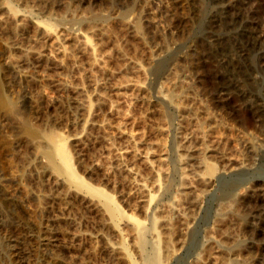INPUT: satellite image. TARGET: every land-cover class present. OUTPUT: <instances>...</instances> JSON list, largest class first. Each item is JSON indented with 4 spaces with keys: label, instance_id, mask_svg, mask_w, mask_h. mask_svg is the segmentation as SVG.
Listing matches in <instances>:
<instances>
[{
    "label": "rangeland",
    "instance_id": "374dc122",
    "mask_svg": "<svg viewBox=\"0 0 264 264\" xmlns=\"http://www.w3.org/2000/svg\"><path fill=\"white\" fill-rule=\"evenodd\" d=\"M0 18V264H146L131 234L144 225L152 254L162 213L189 193L186 129L206 136L209 183L196 210L173 215L166 264H264V0H0ZM37 28L77 41L23 55ZM115 46L143 65L128 102L113 82L133 71Z\"/></svg>",
    "mask_w": 264,
    "mask_h": 264
},
{
    "label": "bare ground",
    "instance_id": "6f19581e",
    "mask_svg": "<svg viewBox=\"0 0 264 264\" xmlns=\"http://www.w3.org/2000/svg\"><path fill=\"white\" fill-rule=\"evenodd\" d=\"M17 20L14 21V22H16L17 25H19L21 27L25 26V22H26L25 20H23L21 18L18 21ZM2 23H4V20L2 18H0V24H2ZM128 26H129L128 24L125 25V27H128ZM17 27L13 29L14 32H16V30L18 29ZM98 33L100 34V31ZM35 36L37 37V39H35V38L34 39L37 41L38 46L35 45L37 47H34V49H32V48L23 49V47H22L21 51H22L23 55H27L29 53H35L37 55H41L42 56V53L46 52V53L49 54V52H52V51H55V53L56 52H62L63 54L64 53L66 54V49H67L66 43L72 42L74 44V42L77 41L76 38H70V37L68 38L67 36H65L63 34L49 33V32H45V31H41L39 28H37V30L35 32ZM115 47H116L117 53L123 54L121 56H123V58H126V55L124 53H122V50L120 49V47H118V46H115ZM128 56H127L126 60L128 59L127 60L128 61V69H131L133 71V72L131 71L133 73L132 77H128V79L126 78V80H124L122 82L121 81L120 82H118V81L113 82V87L115 89H117V90H121L123 88L124 89H126V88L129 89L130 88L132 90V92L130 94L129 93L128 94L119 93V96L122 97L127 102L131 101L133 99H136L137 95L143 91L142 81H141V77H140L142 72H143V65H142L141 59H139L138 57H130V58H128ZM95 60L96 59H94V61ZM98 63L99 62H97V64ZM96 66H99V65H96ZM103 73H104V71H103ZM105 73L107 75H112V71L111 70H105ZM171 80H172V82L174 81L173 77L171 78ZM59 86H62V85H59ZM178 107H179V110H180L181 114H183V118L184 117L185 118L191 117V118L194 119L197 116V112L190 106L179 104ZM164 132H165V129H163V128H158L157 131H156V133L159 134V135L164 134ZM128 135H129V138L134 137V135L131 134V133H129ZM52 137L55 139L54 135ZM56 137H57V134H56ZM177 138H178V143L180 145L181 150L184 151V153H185L184 157L181 159L183 167L181 168V178H180L181 180L180 181H181V185H182L183 191L185 189L186 190L189 189L190 191L187 194L182 192L180 194V196L177 198V206H178L177 210L172 208V207H169V208H167L168 209L167 211L162 213V217L164 218V223L167 226V228L165 229L163 237H160L159 235H156V240H155L154 246H153L154 247V251H153L152 254H150V255H145L144 254V252H145V248L144 247L148 244L146 242L145 238H144V236H145L144 234L147 233V231L145 230L144 225L138 224L136 226V233L131 234L132 235V239L135 242H137V244L140 245L139 246V254H140V257L145 260L146 264H166V262H168L172 258L173 254L175 252V246H176V244L174 243V239L172 237V234H171V232H172L171 231V225H172V222H173L172 221L173 220L172 217H173V215H177V214H179L181 212L186 213V212H191L192 210L193 211L196 210L199 207L200 201H201V197H200L201 194L196 188L199 187V186L200 187L206 186L209 183V178L203 172L204 165H205V153L207 152L206 136H205L204 132L203 131H197V132L191 131V132H189L186 129L184 131H180L178 133V135H177ZM64 141H62V142L64 143ZM62 142L60 141V143H62ZM60 143H57V144H60ZM55 146H56V149L58 148L57 151L61 152L62 160L67 165V167L69 168L70 176L74 177V179L77 178V179L81 180L82 183H83L84 182L83 179L78 175V173H77V171H76V169H75V167H74V165L72 163V158H71V155H70V153L68 151L67 144L64 143V144L55 145ZM161 147H163L162 143H161ZM50 151L48 152V156L50 154ZM57 151L53 152V154H55V157H56V154H57L56 152ZM162 153H163V150H162ZM236 160H237V158H236ZM159 162L162 165L164 163V159L161 158V160ZM59 166L57 168H59ZM60 169H62V166H61V168H59L58 171H60ZM208 171L210 173H212L214 171V168L210 167L208 169ZM89 187L92 190H95V191H97L99 193H102L104 195V197H105V199L107 201V207L110 210V212L113 214L114 217L119 218V217L123 216V211H121V209L116 205L115 201L113 200V198L110 195L104 193L99 188H96V187H93V186H89ZM204 188H206V187H204ZM209 235H210L211 238H213L211 233ZM180 242H181V240H179V243ZM124 245H125V243H124ZM205 251L209 255L213 254L214 246H213L212 241L208 245V247L205 249ZM54 257H55V259L57 261H59L61 263H67L63 258H61L57 254ZM132 264H135V263L132 262Z\"/></svg>",
    "mask_w": 264,
    "mask_h": 264
}]
</instances>
